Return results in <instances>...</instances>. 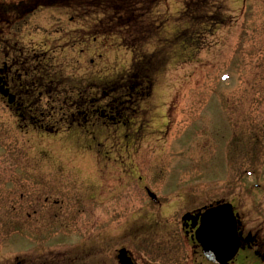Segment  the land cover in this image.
I'll return each mask as SVG.
<instances>
[{"label": "rangeland", "instance_id": "374dc122", "mask_svg": "<svg viewBox=\"0 0 264 264\" xmlns=\"http://www.w3.org/2000/svg\"><path fill=\"white\" fill-rule=\"evenodd\" d=\"M5 62L61 114L0 96V264L149 263L217 201L263 224L264 0H0Z\"/></svg>", "mask_w": 264, "mask_h": 264}, {"label": "flooded vegetation", "instance_id": "af4514ba", "mask_svg": "<svg viewBox=\"0 0 264 264\" xmlns=\"http://www.w3.org/2000/svg\"><path fill=\"white\" fill-rule=\"evenodd\" d=\"M13 67L16 65H8L5 62L3 68L0 67V80L9 95L14 97V103L7 107L19 115L23 113L24 105L19 102L21 91L16 89L14 81L19 85L22 75L12 74L13 71L19 72L17 69L13 70ZM27 70L30 73L36 71L30 67ZM38 87L40 86L36 87L38 95L42 97V91H46V87L39 90ZM77 113H80L78 109ZM40 128L42 129L41 126ZM223 203L226 202L217 201L208 205L185 207L174 221V231L158 246L161 251L157 253V260L150 259L149 263H140L129 251L120 248L127 253L126 264H264V218H260L263 224H258L257 220H245L236 206L231 204L235 237L230 249L227 244H213L201 234L204 221L202 216L210 209L221 207L219 205ZM234 248L236 250L232 253Z\"/></svg>", "mask_w": 264, "mask_h": 264}, {"label": "water", "instance_id": "95a60500", "mask_svg": "<svg viewBox=\"0 0 264 264\" xmlns=\"http://www.w3.org/2000/svg\"><path fill=\"white\" fill-rule=\"evenodd\" d=\"M0 94L8 99V103L12 104L14 102V97L9 95L8 91L4 89L1 85L0 80ZM263 142H264V127H263ZM154 200V196L149 194ZM203 228L202 235L205 239L212 242L213 244H227L230 247L234 243V217L232 213V208L230 205L226 204L219 209H213L208 211V213L203 217ZM213 249V248H212ZM236 248H234L232 253H234ZM126 253L125 251H120L118 260L120 264H126ZM212 259V258H211ZM129 261V259H127Z\"/></svg>", "mask_w": 264, "mask_h": 264}, {"label": "trees", "instance_id": "16d2710c", "mask_svg": "<svg viewBox=\"0 0 264 264\" xmlns=\"http://www.w3.org/2000/svg\"><path fill=\"white\" fill-rule=\"evenodd\" d=\"M41 61H43V60H41ZM38 62H39V60H36L35 63H37V65H38ZM32 64L31 65L28 64V66L30 68H32L33 67ZM37 65H35V67H37ZM39 69H41V68L40 67L36 68L35 69L36 71L35 72H32L31 74H30V72H28L30 75H32L34 73L39 74V75H36V76L40 77V79H38V78H37V80L34 79V82H33L34 84L28 82V81H33V79H31V77H28L27 75H23V77L25 78V80L27 79L26 80V82H27L26 85L28 87H27V91L25 90V92H26V97H28L27 98V104H26L28 106H25L23 108V113L21 112L20 116H21V118H22V120L24 122L25 121H28V123H31L34 126H37V127H40L41 126L42 129H45V126L43 125V123L45 122L44 121V118L47 117L46 115H49L50 114L51 117L54 120L55 119L54 118L55 116L61 114V112H59L61 108L60 107H58V108H49L47 111L42 110V105H41V101H40L41 97H39V95H38L39 93L37 92L36 87L37 86H42V85H40V81L41 80H44V77L43 76H45V75H43V72L39 71ZM37 84H39V85H37ZM39 89H41V88H39ZM38 104H39V106H38V108H36V105H38ZM29 105H31V106L29 107ZM51 105H53V104H51ZM62 115H64V114H62ZM60 117L63 118L65 116H60ZM61 121H63V119ZM52 128H53V126H52ZM47 129H48V127L46 128V130Z\"/></svg>", "mask_w": 264, "mask_h": 264}]
</instances>
